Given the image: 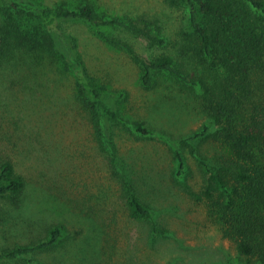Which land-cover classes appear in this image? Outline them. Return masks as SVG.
Listing matches in <instances>:
<instances>
[{
  "label": "trees",
  "instance_id": "16d2710c",
  "mask_svg": "<svg viewBox=\"0 0 264 264\" xmlns=\"http://www.w3.org/2000/svg\"><path fill=\"white\" fill-rule=\"evenodd\" d=\"M168 1L186 8V22L180 28L187 42L184 50L205 69L203 74L185 72L167 52L147 57L127 40L107 33V27H122L147 37L151 44H164L160 35L134 20L100 12L90 0L75 4L65 0L53 4L10 0L4 8L0 52L23 55L24 60L14 62L23 70L17 84L31 94L27 100L33 106L30 113L39 108L40 114L33 122L27 119L25 124L30 127L23 128L24 136L8 141L9 154L0 155V264H54L50 259L58 256L59 246L75 237L59 219L70 209L67 202L76 199L63 182L68 180L65 170L52 177L37 171L38 183L19 170V165L30 159L28 166L40 163L30 148L42 152L45 159L41 164L51 163L53 153L59 152L66 159L77 154L76 148L66 146L71 142L67 141L69 135L64 136L67 130L56 124V112L62 105L69 106V101L76 104L75 109L86 121V138L94 140L106 157L128 215L145 221L153 237L166 235L147 192L138 184L144 178L139 172L133 177L127 172L131 165L120 159L111 125L129 127L145 137L152 136L153 131L117 111L112 100L123 93L104 91L90 79L78 37L69 28L70 22L76 21L91 26L107 43L125 49L138 64L145 88L153 87L156 73L167 71L198 89L201 123L178 143L188 146L204 179L198 191L185 181L177 182L195 201L206 203L221 236L233 244L246 263L264 264V0ZM64 75L72 82L69 101L59 89ZM37 100H41L40 106ZM27 101L25 108L31 109ZM203 140L211 142L214 150L202 153ZM13 146L23 150L22 156L19 152L20 163L10 156ZM173 147L177 171L183 173L186 158ZM78 199L81 205L89 201L86 197ZM12 228L18 230L17 238L8 239Z\"/></svg>",
  "mask_w": 264,
  "mask_h": 264
},
{
  "label": "rangeland",
  "instance_id": "374dc122",
  "mask_svg": "<svg viewBox=\"0 0 264 264\" xmlns=\"http://www.w3.org/2000/svg\"><path fill=\"white\" fill-rule=\"evenodd\" d=\"M31 1L53 4L60 0ZM65 1L75 4L83 0ZM90 1L98 11L134 20L140 27L164 38L163 45L151 44L147 37L122 27L105 29L107 33L127 40L138 53L153 57L167 52L185 72L199 75L205 72L184 50L187 42L180 34V28L187 18L185 7L174 6L168 0ZM9 3L10 0H0V25L4 20L3 10ZM69 28L78 37L79 50L90 79L104 91L123 93L121 98L113 97L112 103L117 111L129 120L142 122L153 131L152 136L145 137L129 127L111 125L118 155L131 165L127 172L133 177L139 172L138 175L144 178L138 184L147 192L159 223L166 229V235L153 237L145 221L128 215L119 187L117 189L116 178L107 169L106 157L95 146L94 140L86 138V121L75 109L76 104L68 100V95L72 94V82L69 76L64 75L60 77L59 89L71 103L66 104L69 105L67 107L62 105L56 112V124L67 130L64 136L69 135L67 141L71 142L64 143L76 148L77 154L66 159L59 152L53 153L51 157L55 159L51 163L47 161L41 164L45 159L42 152L30 148V153L34 159L37 156L40 163L28 166L32 163L30 159L19 165V170L36 183L37 171H44L52 177L65 170L68 178L63 179L67 185L65 187L71 189L76 197L67 202L70 209L64 217L59 218L63 219L68 231L74 232L75 237L67 238L59 246L61 251L57 252L58 256L50 260L54 264H248L233 244L221 236L219 225L206 203L195 201L177 182L185 181L198 191L204 179L188 146L178 143L180 138L193 133L201 123L202 104L197 97L198 89L194 85L189 87L167 71L156 73L153 87L145 88L138 64L125 49L107 43L83 22H70ZM16 60H24L21 52H14L10 56L0 52V155L9 154L8 141L15 140L18 135L23 137L25 123L34 121L40 114L39 108L30 113L33 106L27 100L31 94L24 93L21 84H17L23 70L14 63ZM37 79L35 77V81ZM26 101L31 109L25 108ZM36 102L40 106L41 100ZM52 108L56 107L52 105ZM62 110L64 113H61ZM77 127L81 131H75ZM173 146L186 158L183 173L177 171ZM200 150L208 153L214 148L211 142L203 140ZM20 151L22 156V148L15 149L13 146L10 153L19 163ZM81 197L89 201L81 205L78 199ZM94 202H99V206H94ZM1 205L2 200L0 209ZM16 231L12 228L8 239L17 238Z\"/></svg>",
  "mask_w": 264,
  "mask_h": 264
}]
</instances>
